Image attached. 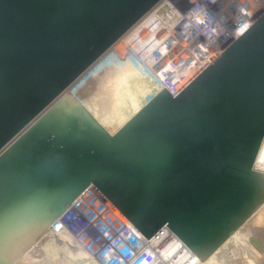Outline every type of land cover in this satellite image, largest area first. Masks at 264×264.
<instances>
[{
    "label": "water",
    "instance_id": "1",
    "mask_svg": "<svg viewBox=\"0 0 264 264\" xmlns=\"http://www.w3.org/2000/svg\"><path fill=\"white\" fill-rule=\"evenodd\" d=\"M162 0H0V264L95 187L208 260L264 205V14L180 93L109 134L70 92Z\"/></svg>",
    "mask_w": 264,
    "mask_h": 264
},
{
    "label": "built area",
    "instance_id": "2",
    "mask_svg": "<svg viewBox=\"0 0 264 264\" xmlns=\"http://www.w3.org/2000/svg\"><path fill=\"white\" fill-rule=\"evenodd\" d=\"M263 14L264 0H162L118 43L152 73L159 91L176 96ZM131 42H138L141 52ZM254 169L264 173V141ZM62 235L96 264H169L171 256L187 250L166 228L144 238L93 186L43 238Z\"/></svg>",
    "mask_w": 264,
    "mask_h": 264
},
{
    "label": "rangeland",
    "instance_id": "3",
    "mask_svg": "<svg viewBox=\"0 0 264 264\" xmlns=\"http://www.w3.org/2000/svg\"><path fill=\"white\" fill-rule=\"evenodd\" d=\"M154 33H155L154 30L149 29L150 35H152ZM147 35L148 34L143 35V39H145V36H147ZM150 35H149V37H150ZM124 40L127 41L126 39H124ZM124 40H123V43L125 44ZM127 42H129V40ZM133 44H132V46H134V48H135L134 50L141 52L139 43L133 42ZM137 46L139 47V50L137 49ZM123 54H124L123 57L126 56L128 59H130L137 66V68L140 72H143L142 76L146 75V80L148 78L147 76H150L151 78H153V76L151 75L152 73L149 74L150 71L147 70L132 54L127 53V51H125L123 48H121V43L116 44V46H114L104 57L107 56L106 58H108L111 55L115 58V57L123 55ZM143 54H145L143 56L147 57L146 52L143 51ZM100 61L97 62L85 75H83L73 85V87H72L73 89H71V92L75 96H77V98L85 106H88V104H89V106L91 105V107H93L94 109L96 108L95 110H93L95 115H97V116H99L101 114H102V116L108 115V117L107 116L102 117L99 123L109 134H114L123 125V123L128 118L132 117V114L136 111V109L138 107H140L142 105V103H144V99L140 98V90H136L135 93H132L131 89L133 88V85H136V83L139 84L140 79L133 77V75L131 76V72H129L127 74V76L125 75L122 79H120L119 82H121V83H120V85H118V87H116L115 90L108 89L110 87H109V85H107L105 83L106 77L109 74L105 71V69L102 70V72L100 73V76L98 74H97V77L91 75L93 73V71L95 70V66H98ZM109 67H110V65H108V67H106V68H109ZM113 69L114 70H113L112 74H110V79L116 78L118 75L122 76L123 72H126L125 70H122V68L121 69L119 67L115 68V65H114ZM89 78H92V80ZM158 86L159 85H157V87H150L151 88V89H149L150 94H155L156 92H158L160 89V87H158ZM131 93H132V95H131ZM92 100H93V102H92ZM123 104H126L128 106L127 114L123 118L117 119L116 118L117 117V111L120 108H122ZM96 105H98V106H96ZM263 208H264V206L253 216L252 219H250V223L251 222H253V223L250 224L248 222L246 224L247 226H244V229H250L251 230V227L254 224L257 225L256 227H258V225L261 226L258 222H264L263 221L264 218L262 217V212H261L263 210ZM260 215H261V219L257 218V217H260ZM255 220H257V221H255ZM261 224H262L261 227H263L264 223H261ZM259 230H261L263 232L264 228L259 229ZM259 230H257V232H259ZM252 233L250 232V234H249L250 236L248 239L249 240L248 244L251 245V248H252V251L250 250V252H253L254 248L257 249L256 247H258V251L261 255L254 252L252 257H254V256L257 257L258 259L261 260L259 263L264 264V232L262 234H259V236L257 235V233L255 231L253 232V230H252ZM260 235H263V236H260ZM43 239H44V241H43ZM45 239L47 240L46 242H45ZM39 240L37 241L38 244H40L39 247H37V246L34 247L35 250L33 249L32 253L30 255H27L26 257H24L23 259L18 261L16 264H96L95 261H93V259L85 253H84V255H80V257L75 255V253H77V251L80 248L77 247V245H74L73 243L72 244L75 246V248H73L74 247L73 245H72V247H70L71 245H69V246H68V244L65 245V243L63 244V242L61 244L60 238H58V237H54V238L49 237L48 238V236H46L43 238V236H42ZM70 249H73V250H70ZM70 251H72V252H70ZM73 251L75 253H73ZM72 255H74L75 257ZM250 256L251 255L248 256V254L245 252L243 253V255L241 254V257L242 258L245 257L246 259H249ZM189 260L190 259L185 260L186 264H189ZM48 261L49 262L51 261L52 263L51 262L48 263ZM233 261L237 262L238 260H233Z\"/></svg>",
    "mask_w": 264,
    "mask_h": 264
},
{
    "label": "bare ground",
    "instance_id": "4",
    "mask_svg": "<svg viewBox=\"0 0 264 264\" xmlns=\"http://www.w3.org/2000/svg\"><path fill=\"white\" fill-rule=\"evenodd\" d=\"M156 27H154V29L152 30H155ZM146 35V34H145ZM149 31H148V35L145 36V39H147L149 37ZM142 40H144L142 38ZM130 44H133V42H131ZM134 45V44H133ZM140 45V44H139ZM134 48V46H133ZM135 49V48H134ZM137 49L139 50V47L137 46ZM128 55V54H127ZM123 55H120V56H117V57H113V56H109L108 58L104 57L100 63L98 64V66H95V70L93 71V73L91 75L93 76H96L97 77V74L100 76V73L102 72L103 69H105V71L107 73H109L106 77V81L105 83L107 85H109L110 88L108 89H111V90H115L116 87H118V85H120L121 82L120 79H122L125 75L127 76V74L129 72H131V76L133 75V77H136V78H139L140 80V83L136 85H133V88L131 89L132 90V93H135L136 90H140V98L144 99V103H142V105L140 107H138L136 109V111L132 114V116L141 108L143 107L155 94H150V91L149 89H151L150 87H157V85H159L158 81L155 79V77L153 76V78H151L150 76H147V80H146V75L142 76V73L143 72H140L137 68V66L130 60L128 59L126 56L123 57ZM112 64V65H111ZM108 65H110L109 68H106L108 67ZM114 65H115V68L116 67H119L120 69L122 68V70H125L126 72H123L122 76L118 75L116 78H113V79H110V74H112L113 72V68H114ZM106 74V73H105ZM150 74V72H149ZM92 80V78H89ZM160 87V85L158 86ZM73 89V88H71ZM71 89H70V92H71ZM160 90V89H159ZM72 93V92H71ZM131 93V95H132ZM73 94V93H72ZM105 94V93H104ZM74 95V94H73ZM105 96V95H104ZM132 97V96H131ZM96 99V98H95ZM93 102V100H92ZM97 102V101H96ZM82 103V102H81ZM85 103V102H84ZM99 103V102H98ZM89 112L90 114L98 121L100 122L101 118L102 117H108V115H95V113L93 112V110H95L93 107H91V105L89 106H85L84 104H82ZM87 105V104H86ZM94 105V104H93ZM95 106V105H94ZM98 106V105H96ZM102 111V110H101ZM127 111H128V106L126 104H123L122 108H120L118 111H117V119H120V118H123L126 114H127ZM100 112V111H99ZM103 112V111H102ZM131 118V117H130ZM128 118V119H130ZM116 119V120H117ZM128 119L125 121L127 122ZM116 122V121H115ZM124 122V123H125ZM123 123V124H124ZM264 206V205H263ZM261 206V208L263 207ZM259 208L255 214L261 209ZM262 212V217L264 218V208L263 210L261 211ZM254 214V215H255ZM253 215V216H254ZM253 216L250 218L252 219ZM255 218V217H254ZM259 219H261V215L260 217H257ZM250 219L237 231L235 232L208 260H206L205 262H199L198 259L193 255L191 254L189 251L185 250V251H180L179 253H176L174 254L173 256H171L170 259L167 260V263L169 264H186L185 260L186 259H190L189 260V264H260L259 262L261 261L260 259H258L257 257H252L254 252L261 255L258 251V247H256L257 249L254 248L253 252H250V250L252 251V248H251V245H249L248 243V239H249V234L250 232L252 233V230L253 232L255 231L257 233V235L259 236V234H262L263 232L259 229H263L264 228V225L263 227L261 223H264V222H258L261 226L258 225V227H256L257 225H253L251 227V230L250 229H244V226H247L246 224L249 222L250 223ZM258 219V220H259ZM253 221V220H252ZM257 221V220H255ZM264 221V220H263ZM253 223V222H251ZM250 223V224H251ZM249 226V225H248ZM257 230H259V232H257ZM253 234V233H252ZM254 235V234H253ZM255 236V235H254ZM260 236H263V235H260ZM60 238V242L62 244L65 243L66 245V237L65 236H61L59 237ZM51 240V239H50ZM40 241V240H39ZM44 241V239H43ZM47 240L45 239V242ZM37 242V241H36ZM35 242V243H36ZM33 244L14 264H16L18 261H20L21 259H23L24 257H26L27 255H30L32 253V250L34 249V247H39L40 244H38V242L36 244ZM60 244V245H61ZM42 245V244H41ZM73 244H71L70 247H72ZM64 246V245H63ZM69 246V245H68ZM67 246V247H68ZM74 246V245H73ZM58 247V246H57ZM75 248V246L73 247ZM68 249V248H67ZM35 250V249H34ZM58 250V249H57ZM70 250H73V249H70ZM72 252V251H70ZM247 253L248 256L251 255L249 257V259H246L245 257H241V254L243 255V253ZM73 253H75L73 251ZM72 253V254H73ZM75 255L79 256L80 255H84L83 253V250H78L77 253H75ZM258 255V256H259ZM74 256V255H72ZM75 257V256H74ZM84 258V257H83ZM90 258V257H89ZM257 258V259H256ZM87 259V258H86ZM233 260H238L237 262H234ZM51 262V261H50ZM48 261V263H50ZM75 262V261H74ZM77 262V261H76ZM52 263V262H51Z\"/></svg>",
    "mask_w": 264,
    "mask_h": 264
}]
</instances>
